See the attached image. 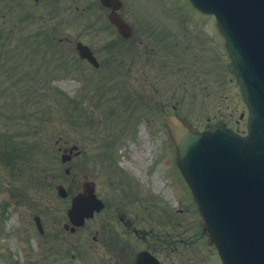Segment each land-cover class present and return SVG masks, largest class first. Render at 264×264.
Wrapping results in <instances>:
<instances>
[{
  "label": "rangeland",
  "instance_id": "obj_1",
  "mask_svg": "<svg viewBox=\"0 0 264 264\" xmlns=\"http://www.w3.org/2000/svg\"><path fill=\"white\" fill-rule=\"evenodd\" d=\"M124 1L127 10L157 12L155 15L163 16L176 12L183 16L184 22L172 26L189 33L198 32L200 27L199 32L203 29V34H211L208 43H203L199 34V41L191 43L190 49L184 48L182 76L168 79L167 106L178 101L179 112L190 117L200 129L211 118V121L224 119L245 130V106L238 87L226 71L228 60L213 19L202 17L201 20L188 0ZM23 2L24 11L19 7ZM98 11H104L100 0H17L16 3L0 0V264H69L71 249L65 245L64 250V236L69 237L70 245L77 246L79 257L84 259L82 244L91 242L97 222L94 219L75 236L66 232L62 224L68 219L70 200L61 198L56 186L63 183L72 193L76 192L73 174H78L80 184L82 172L95 179L98 190L105 191V196L106 191L111 195L114 183L120 179L110 174L107 166H113V160L106 153L113 156L116 150L120 160L115 166L124 165L138 183H146L140 190L134 180L126 178L136 187L135 191L145 195L142 202L151 209L164 210L171 205L183 209L178 214L185 229L183 239L191 235L194 240L184 244V259L190 256V264L207 263L211 249L203 238L195 207L186 195L187 188L176 163L175 144L169 132L161 127V117L154 118L156 115L144 108L143 100L140 108L134 106L132 95L119 87L117 79L113 80L116 77L107 78L114 82L104 85L77 56L78 41L96 46L92 41L95 30H86L83 22L87 18L85 14L96 16ZM200 53H206L211 61H197ZM93 83L104 88L91 91ZM81 91L87 103L75 104L70 98L78 100ZM100 98L102 103L98 105ZM143 115L148 119L141 120ZM156 127L162 129L158 131ZM75 142L86 153L63 164L59 148ZM142 143L149 148L144 166L133 158L147 152ZM6 152L14 153V160H9L11 153L5 161ZM103 153L108 160L103 161ZM67 167L73 170L71 176L65 174ZM116 174L122 175L119 171ZM154 191L162 203L153 200ZM132 197L120 196L119 203L128 206L133 202ZM35 215L42 218L43 235L36 229ZM181 228L176 231L169 227L170 233L174 235ZM73 264H81L80 259Z\"/></svg>",
  "mask_w": 264,
  "mask_h": 264
},
{
  "label": "water",
  "instance_id": "obj_2",
  "mask_svg": "<svg viewBox=\"0 0 264 264\" xmlns=\"http://www.w3.org/2000/svg\"><path fill=\"white\" fill-rule=\"evenodd\" d=\"M191 1L216 15L230 70L250 109L249 135L221 126L198 132L175 115L167 126L206 226L225 247L226 264H264V0ZM78 49L85 57L86 49ZM95 202L91 191L76 197L72 221L80 225L92 216Z\"/></svg>",
  "mask_w": 264,
  "mask_h": 264
},
{
  "label": "flooded vegetation",
  "instance_id": "obj_3",
  "mask_svg": "<svg viewBox=\"0 0 264 264\" xmlns=\"http://www.w3.org/2000/svg\"><path fill=\"white\" fill-rule=\"evenodd\" d=\"M9 1L16 3L17 0ZM153 13L154 15L159 14L134 9L98 11L96 16L91 14L85 19L87 23L85 29L93 28L95 30L96 35L92 41L96 46L91 49L99 62V67L96 69L98 77H116L117 83H126L129 91L144 101V108L150 114L156 115L154 118L161 117V127L164 128L167 115L179 112L178 101L171 107H168L166 103V96L169 93V77L179 79L182 76L181 64L184 48L190 49L191 43L195 40L199 41V34L202 35L201 41L208 43L207 39L211 34L207 32L203 34V29L199 32L200 27H197L198 32L189 33L184 31V28L172 26L184 22L183 16L176 12L168 13L176 15L164 16H154ZM196 13L203 15L200 12ZM112 15L120 16L130 26L128 39L124 38L113 26L109 20ZM213 27L215 28V23H213ZM190 35L191 38H189ZM187 38L188 40H186ZM198 57L197 61L202 63L211 61L208 60L210 57L206 53H200ZM135 84L136 86H134ZM162 116H164V120ZM210 122L216 121H211L209 118L206 124ZM74 147L71 150L66 145L59 150L72 154L74 159L77 157H74L75 151L76 154L80 153ZM80 151V154L86 153L85 149ZM80 177L84 180L90 178L87 173L82 172ZM73 182L79 188L78 174H75ZM98 187L97 185L96 193L103 200L105 206L92 219L87 220L82 227H78L74 231L71 230L72 234L77 235L88 226L89 222L94 219L97 222L89 246L86 243L83 245L84 259L81 260V264H190V256L184 259L182 251L184 244L194 240L191 235L183 239L185 230L183 229V220L178 218V214L183 211L182 208L151 209L147 203L142 202L145 195L133 190L130 184L127 186L121 180L114 183L111 195L106 191L105 196V191H99ZM120 196L123 199L133 196V202L128 206L121 205L119 203ZM135 200L138 203H135ZM196 213L199 219L197 210ZM169 227H174L176 231L180 227L182 228L173 235L170 233ZM201 232L211 249L210 261L204 264H221L216 248L211 243L208 234L202 229ZM64 238L63 247L66 251L65 245L70 248L72 246L69 244L71 242L69 237Z\"/></svg>",
  "mask_w": 264,
  "mask_h": 264
},
{
  "label": "bare ground",
  "instance_id": "obj_4",
  "mask_svg": "<svg viewBox=\"0 0 264 264\" xmlns=\"http://www.w3.org/2000/svg\"><path fill=\"white\" fill-rule=\"evenodd\" d=\"M142 135V134H141ZM142 146H143V149H145L146 148V153L144 154V153H140V155H135L133 158L134 159H139L140 161H141V165L142 166H144L145 164H144V161H145V158H146V154H148L149 153V148L148 147H146L145 146V144L144 143H142ZM146 163V162H145Z\"/></svg>",
  "mask_w": 264,
  "mask_h": 264
}]
</instances>
